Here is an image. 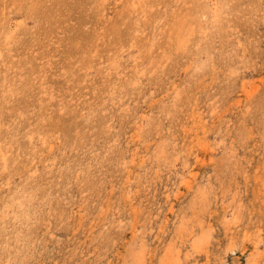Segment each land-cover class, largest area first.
<instances>
[{
    "label": "rangeland",
    "instance_id": "rangeland-1",
    "mask_svg": "<svg viewBox=\"0 0 264 264\" xmlns=\"http://www.w3.org/2000/svg\"><path fill=\"white\" fill-rule=\"evenodd\" d=\"M0 264H264V0H0Z\"/></svg>",
    "mask_w": 264,
    "mask_h": 264
}]
</instances>
